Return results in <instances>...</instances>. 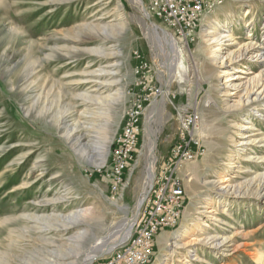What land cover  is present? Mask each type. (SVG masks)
I'll return each instance as SVG.
<instances>
[{
	"label": "rangeland",
	"instance_id": "1",
	"mask_svg": "<svg viewBox=\"0 0 264 264\" xmlns=\"http://www.w3.org/2000/svg\"><path fill=\"white\" fill-rule=\"evenodd\" d=\"M220 1L203 15L192 41L186 43L178 39L183 45L184 68L175 72L168 82L167 70L162 66L163 57L152 42L149 29L150 22L156 25L161 22L146 17L133 0H0V219L37 209L38 214L51 211L52 205L38 208L33 201L55 196L68 188V201L59 202L54 210L91 209V218L81 226L88 230L86 245H91L98 236L118 230L120 222L134 216L144 202L136 209L137 200L146 187L148 141L155 140L154 173H157L159 166L169 159L172 146L180 140V114L196 110L200 120L194 132L200 153L196 159L176 169L186 192L183 215L178 226L158 234L151 264L160 263L165 254L166 264H264V190L259 195H226L227 204H223V195L217 193L213 183L223 175L231 178L234 175L232 180L236 181L238 176L264 172V161L244 160L249 150L240 152L236 167L225 165L228 154L235 147L231 137L240 140L233 124L241 122L249 112L250 120L257 127L255 134L260 135L264 134V119L255 116L250 107L241 111L229 108L237 97L223 94L224 80L218 78L213 69L214 62L205 51L208 42L203 37L205 28L220 25L221 30L231 28L230 32L240 43L247 41L245 37L250 29L255 34L253 39L264 43V0ZM102 15L104 18H100ZM252 19L253 25L246 26ZM90 22L113 24L117 29L113 26L111 31L114 28L117 31L112 34L108 30L110 37L103 41L96 31L83 26ZM102 43L112 45L113 51H118L117 56L104 59L85 51ZM223 47L231 49L234 45ZM135 50L147 61V67L140 74L134 69ZM111 62H118L117 73L112 78L108 75L104 78L117 80L114 84L96 89L91 83L76 82L84 77L85 69L95 70ZM253 65L249 61L247 66L239 65L234 72L240 74L244 70L241 74L244 77L264 68V65ZM32 68L33 75L27 78ZM139 80L143 83L137 85ZM89 87L102 96L118 91L115 101L109 105L104 103L106 107L94 104V114L84 117L79 114L89 106L68 93ZM143 96L150 101L146 103L136 155L124 174L121 190L116 193L105 175L110 163V145L120 131L129 100ZM154 101L159 105L149 124L153 135L148 137L146 117ZM70 105L74 106L72 115L79 123L85 118L88 122L92 119L94 130L91 129L89 137L93 136L91 134L96 137L93 146L108 145L102 166L89 164L78 155L63 134V128L56 123L57 117L61 120L60 112L67 111ZM261 111L264 114V104ZM71 121H74L72 116L66 119L67 124H72ZM24 152L26 157H23ZM254 153L262 155L264 150L256 148ZM39 159L42 160L39 162L42 176H37L36 170L29 176L27 173ZM241 167L246 171L239 172ZM27 179L30 185L22 188L20 184ZM149 191L150 188L146 198ZM204 205L207 208H203ZM203 210H213V216H203ZM198 218L199 224L195 225ZM100 221L103 223L101 229ZM203 221L209 226H203L206 224ZM184 223L189 224L186 236L179 239L178 246H172L171 242L176 240L175 235ZM14 227H19V221L7 226L0 224V264L6 260L9 264H34L35 245L29 237L33 232L20 234L14 245L16 249L7 245V233ZM207 235L230 236L229 246L216 248L198 241ZM190 239L196 244L183 246ZM184 259L188 263H184Z\"/></svg>",
	"mask_w": 264,
	"mask_h": 264
},
{
	"label": "bare ground",
	"instance_id": "2",
	"mask_svg": "<svg viewBox=\"0 0 264 264\" xmlns=\"http://www.w3.org/2000/svg\"><path fill=\"white\" fill-rule=\"evenodd\" d=\"M133 1L140 6L146 17H149V11L147 9H144L142 0H133ZM100 18H104V16L102 15L100 16ZM253 23L254 21L252 19L251 22H249L246 26L253 25ZM105 24L106 25H101L100 22L99 23L90 22L88 24H84L83 26H85L90 31H96L98 36H100L101 40L104 41L110 37L107 35L109 33L108 30L112 34L114 33V31H117L116 30L117 27H115L113 24L112 25L111 24L108 25V23ZM113 26L116 29L114 28L115 30L113 29L112 32L110 28ZM219 27L220 25L219 26L212 25L209 28H205L203 30V37H205L206 42H208L205 51L208 54H210L209 58H211V60L214 62L215 67L213 69L217 73V77L222 78L224 80L223 94H225V96L227 97L232 95H236L237 97L235 99L236 101L234 102V104L230 105L229 108H233L241 111L245 107H250V109L254 110L255 116L264 119V114H262L261 111L262 104H264V68L261 70L259 69L256 73H252L251 75L244 77H242L241 75L244 72V70L240 71L239 72L240 74L234 72V70H236L239 65L247 66V62L249 61L253 62L254 64L253 66L264 65V46H263L264 43L258 42L253 39V35L255 34L251 33L252 32L251 29L248 30L249 32L245 37L247 41L240 43L239 41L236 40L234 34L230 32L232 30L231 28H227V29L224 28L221 30L219 29ZM149 29L151 30L152 42L156 44L155 46H157V48L161 53V56L163 57L162 66L167 70V74L169 77L168 82H169L173 74H175V72L177 71L179 72L181 68L182 69L184 68V64L182 61L183 58L182 56L184 51L182 48L183 45L181 46L178 42V38L174 36L173 32L168 30L166 27H163L162 24L156 25L155 23L150 22ZM225 44L234 45V47H232L231 49H227L223 47V45ZM112 47H113L112 45L107 46L104 45V43H102L97 48L85 49V51L87 53L95 54L96 56L106 59L108 57L112 58L117 56L118 51L117 52L113 51ZM118 65H119L118 62H111L106 65L99 66V68L95 70L85 69L82 72L84 77L82 79H79V81L77 80L76 82L91 83V86H96V89L101 88L105 85H112L117 80L113 81V80H109V78H112L113 76L116 75L117 70L115 69V67H117ZM249 68H253V67H249ZM30 72L31 73L27 75V78H30L31 75H33L32 73L34 72V69L32 68ZM105 75H108L109 78H104ZM180 76L182 77V75ZM62 85L63 83L61 82L60 87ZM96 89L90 88V89H85L81 92H69V93L67 92L68 95L75 98L80 103L82 104L85 103L87 106H89V108H87L86 110L84 111L81 110L82 112H80L79 115L84 117H86L85 115L87 116L93 115L94 112L92 110V107L94 104H102L105 106L104 103H106V105L107 104L109 105L110 103L115 101L114 95L117 94L118 90H115L114 93L109 92L107 95L102 96L101 93L98 92L96 93ZM231 89L234 90V92L231 93L230 92ZM67 93L65 92V94ZM158 105L159 104L155 102L154 105L152 106V109L150 110V112L146 117L147 120L146 133L148 137H152L153 135V131L151 130L149 124L152 121V118H154V116L157 113ZM73 109L74 106L70 105L67 111L65 110L61 111L60 112L61 120H59V118L57 117L56 123L59 125V127L63 128L64 131L63 134L69 140L71 146L73 147V150L83 159H85L87 163L100 167L105 163V159L109 147L108 145L105 144H101V146L99 147L93 146V144H95L96 137L94 136V134H91L93 135L91 136L92 138L89 137V134L91 133V129L94 130V124L92 119H89L91 122H88V120L85 118V120L82 119L83 122L79 123L77 119L73 118L72 115ZM249 114L250 113L247 112L245 116H243V118L240 119L241 122L239 121L233 124V127L236 129L237 135L240 136V140L236 141L234 137H231L232 145L235 147L234 149H231L230 153L227 156V161L225 165L229 168L236 167L235 166L236 159L241 157L240 152L243 150L244 151L249 150L248 153L244 155L245 158L244 160L246 162L256 161L258 163L264 161V154L258 155L254 153V150H256V148H260L261 150H264V134L263 133L260 135L255 134L257 127L250 120L251 115ZM70 116H72V119L74 121L73 122L71 121L72 124H67L66 119L68 117L70 118ZM110 142L111 140L109 141V143ZM154 148H155V140L151 138L147 143V153H146L147 164L145 170L146 187H144V191L142 195L137 200L136 209H138L141 206L142 202L146 198L149 188L151 189L154 182V177H155L154 162L156 158L154 156ZM26 156L27 153L24 152L23 157ZM20 159L21 158L16 159L15 161L18 162ZM37 162L33 163V167L30 169L29 173H27L29 176H31L35 170L36 172H39L37 176L39 177L42 176L43 173L41 168L42 164L39 163L42 162V160L39 159ZM245 171L246 170L242 169L241 167L239 172L243 173ZM232 178L235 179L234 175ZM232 178L229 177L228 175H223L220 178H218L217 181L213 182L217 193L223 195L222 197L223 204H227L226 195L228 196L236 195L238 197L249 196L250 194L259 195L260 191L264 190V172L256 173L252 176H245V175L238 176V180L236 181H233ZM28 180L29 179L22 182L20 186L22 188L28 187L30 185ZM250 189H253L254 191H250ZM69 195H70L69 189L66 188L64 189L63 193H57L55 196L52 197L45 196V198H43L40 201H36V200L33 201L35 205H39L38 208L46 206L47 204L52 205L53 207L51 208V211H47L44 213L41 212V214H38L36 213V211L38 210L37 209L34 212H23L20 213L19 215H11V216L9 215L7 217L3 216L2 217L3 219H0V224L6 226L14 223L15 221L17 222L19 221V227L11 228L7 233V238L9 239V243H7V245L11 248L12 247L14 248V245L18 242L17 239L20 238V234L25 232L28 233L33 232V233H37V236H34L33 233H31L32 235H30L29 237L33 238V242H34L33 245H35L33 248L34 255L32 254L33 258L31 257L34 264H91V262L95 259L96 256L104 255L110 252L119 243L126 240L131 235L132 227L135 222V215L137 212L135 213L134 216L129 217L125 220L123 219V221L120 222L119 224V229L117 228L118 230L110 232L105 236H98V238L95 239V241H93L91 245L89 246L86 245L85 240L88 237V230L82 228L81 226L83 225V223H86L88 219L91 218L90 217L92 215L91 209H89V207L77 208V209H71L67 212L54 210L55 205H57L59 202L66 203L70 197ZM207 204L208 203H206V205ZM206 205H204L203 208H207ZM212 213L213 210L201 211V214H203V216L209 215L206 216L207 218H211L213 216ZM199 220L200 219L198 218L196 222H194V224L198 225ZM99 223L100 226L99 225L98 226L99 229H101L103 223L101 224V221ZM202 223H206L203 226L206 227L209 226L206 221H203ZM188 226L189 224L184 223L179 227L178 234L175 235L176 240L171 242L173 243L172 246H176V245L178 246V244L180 243L179 239H181V237L186 236L185 233L188 231ZM230 240H231L230 236L225 237V236H217V235H210V236L207 235L198 241L201 242L202 244H206V245L209 244L211 247L217 248V247H228L229 245L227 244L230 243ZM35 241L39 242V244H35L36 243ZM163 241L167 243V240L165 241V239H163ZM195 244L196 241L194 239H190L189 241L184 242L183 246L191 247L194 246ZM166 256H167L166 254L162 255L163 258L161 262L156 264H166L168 260ZM6 259H8L7 256ZM186 262L187 261L185 260L184 263ZM3 264H9V263L6 260Z\"/></svg>",
	"mask_w": 264,
	"mask_h": 264
},
{
	"label": "built area",
	"instance_id": "3",
	"mask_svg": "<svg viewBox=\"0 0 264 264\" xmlns=\"http://www.w3.org/2000/svg\"><path fill=\"white\" fill-rule=\"evenodd\" d=\"M144 8L174 36L188 43L200 27L203 15L220 4V0H142ZM135 73H143L147 61L134 51ZM139 80L137 85L142 84ZM147 96L134 97L125 108L120 131L110 145V163L106 177L113 192H119L123 177L136 155L139 135L146 115ZM200 120L196 110L180 114L179 138L169 159L159 166L153 185L142 206L137 210L131 235L110 252L98 256L91 264H151L155 257L158 234L179 225L185 208L186 192L176 169L193 161L200 153L195 138V125ZM193 144V148L191 145Z\"/></svg>",
	"mask_w": 264,
	"mask_h": 264
}]
</instances>
